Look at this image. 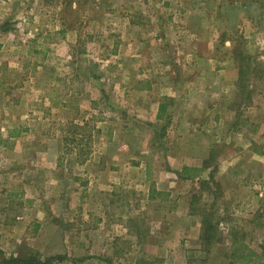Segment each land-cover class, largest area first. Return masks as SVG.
Listing matches in <instances>:
<instances>
[{
    "label": "rangeland",
    "instance_id": "1",
    "mask_svg": "<svg viewBox=\"0 0 264 264\" xmlns=\"http://www.w3.org/2000/svg\"><path fill=\"white\" fill-rule=\"evenodd\" d=\"M142 1L0 0V88L14 86L6 100L0 92V136L9 131L12 138L0 139V151L6 149L0 152V183L23 176L25 170L31 198L27 200L40 205L46 200L50 216L42 228L21 237L12 249L0 237V248L5 250L0 249V261L14 253H36L42 259L55 258L51 264H229L226 256L238 240L264 259V0H191L187 5L196 8L189 14L190 28L177 29L176 23L173 32L168 31L171 38L181 31V37L207 40L194 44L206 60H188L208 73L199 85H206L207 101L195 116L199 142L211 146L197 188L184 189L191 199L193 219L182 211L167 214L173 204L166 192L160 205L146 204L151 189L147 174L127 173L128 185L120 198L142 202L133 209L122 205L114 214L115 218L119 212L128 218L134 214L133 220L126 219L127 236L118 235L115 242L107 237L101 219L105 191L90 186L88 190L86 185L100 175L104 160L109 163L103 156L109 131L122 127L115 118L130 120L131 137L125 142L132 150L147 142L152 129L119 108L117 92L103 89L107 81L117 90L123 86L121 52L127 20L143 27L142 38L160 33L153 23L159 13L150 7L152 0ZM187 46L180 48L188 52ZM156 49L154 53L166 51L162 45ZM178 50L177 45L168 46L170 53ZM162 60L158 63L162 67L166 63L174 72L170 84L189 80L183 73L185 60ZM93 80L96 100L89 93ZM7 102L12 103L11 109L3 106ZM29 115L44 118L45 129L42 123H31ZM102 121L106 124L99 127ZM43 131L49 137L46 141L17 139L21 133L37 136ZM41 154L48 166L56 165L47 175L46 188L45 174L39 172ZM93 154L100 161L88 164ZM143 177L145 187L139 189ZM185 186L179 184V190L183 192ZM203 219L215 236L205 250L195 233ZM111 242L115 244L109 248Z\"/></svg>",
    "mask_w": 264,
    "mask_h": 264
},
{
    "label": "crops",
    "instance_id": "2",
    "mask_svg": "<svg viewBox=\"0 0 264 264\" xmlns=\"http://www.w3.org/2000/svg\"><path fill=\"white\" fill-rule=\"evenodd\" d=\"M188 1L191 2V0L151 1L150 7L156 8L159 13L153 22L160 31L159 35L155 37L142 38V34H145L143 27L138 22L127 20L125 23L126 38L122 40L124 51L121 52V55L124 57L123 62L125 67L120 71V82L123 86L120 90H117V85L114 86L112 81H107L103 84V89L108 88L111 90L112 88L113 93H118V106L120 109H123L126 115H129L130 119L148 128H152L147 142L143 146H137V150H132L130 145L125 142L131 137V129L127 127L130 120L128 118H125L126 120L115 118L114 122L120 121L119 126L122 127L115 131H109L110 136L107 139L108 143L105 145L103 152L104 159L107 157L109 163L104 160V164L100 167V175L94 177L86 185L88 190L90 186V190L103 189L105 191L102 199L103 217L101 219L103 224L106 225L108 230L107 237H109L110 241L115 242L118 235L120 239L126 237L128 234L125 227L126 219H134V214L131 213L128 218L126 213L123 212H119L117 218H115L114 214L117 212V209L122 205L133 209L142 202V200L140 202L139 198L134 199V201L122 200L120 198V193L128 185L125 181L127 173L139 172L144 175L147 174L151 189L147 191L145 197L146 204L160 205L162 203L160 197L165 195L164 192H166L173 204L167 214L182 211L185 212V215L190 220L193 219V213L190 210L191 199L184 189L187 188L189 191L191 187L197 188L202 175L206 172L205 163L211 152V146L209 144L206 146L199 142L201 139V135L197 132L199 129L197 121L199 120L195 116L198 114V109L203 108L207 101L206 85H199L201 79L207 76L208 73L200 66L195 67L188 62L196 61L199 63L206 60L207 55L202 51L196 50L194 44L198 41H202L199 43H206L207 40L200 37H194V40L190 37H181V31L176 32L178 35L171 38L168 32L169 30L173 32L176 23L178 24L176 26L177 29L186 30L190 28V18L192 17L189 14L196 7L192 4L187 5ZM149 2V0L142 1L144 4ZM135 8L139 9L138 6ZM142 8L146 7L142 5ZM142 8L140 10L143 12ZM127 12L129 13V11ZM157 45L164 46L166 51L154 53L152 49L157 51ZM172 45L179 47L177 53H170L168 51V46L172 47ZM186 45L189 46L187 48L188 52H184V49L180 48ZM151 46L153 47L152 49ZM177 58L178 61L185 60L188 63L187 67L184 66L183 73L189 80L183 82L181 85L173 86L169 81L174 72H170L171 70L166 67V63L165 67H162L158 61L163 59L162 61L164 62H170L177 60ZM132 63H135L133 67ZM2 69L0 68V71ZM218 73L220 72L217 71L216 75ZM95 83L96 81L93 80L89 88V93L93 95L92 100H96V89L94 87L97 85ZM13 88L14 86H9V84L1 86L0 92L3 93V99H7L6 93H10ZM3 106L11 109L12 103L7 102ZM161 108L163 109L162 112L160 111ZM29 112L31 111L29 110ZM131 114L134 116H130ZM29 119L33 121L31 123H42L43 130L46 127L45 125H47V121L44 118H36L33 115H29ZM105 124L106 121H102L101 124L99 123V127ZM99 127L97 126V128ZM23 136L27 137V139L38 137L44 141L49 138L47 132L43 131L39 132L37 136L30 133L25 135L21 133L17 139H22L24 138ZM0 139L4 142L12 140L9 131L6 135L0 136ZM3 150L6 149H1V151ZM13 152L16 154L23 153L18 150H13ZM44 152L43 150V155L45 154ZM99 156L101 157V155ZM42 157V154L39 155L42 161V164L39 165V172L45 174L43 185L46 188L48 185L47 175L51 170L56 168V165L48 166L47 158ZM99 159L93 154L87 162L88 164L92 162L94 165ZM3 162L7 165L10 164V160L8 159H4ZM20 167L18 166L19 169ZM183 167L195 168L201 171L194 179L182 178L181 171ZM21 172L23 176L18 174L15 177H9V175L5 174L6 177H9L7 178V182L3 180L0 183V237L5 238L6 246H11V249L19 243L21 237L29 235L36 227L42 228L43 221H47L50 217L47 214L49 203L46 200H43L42 206L32 202V200H27L31 199L27 191L29 185L26 186V171L22 170ZM20 179L22 182L19 181ZM133 182L136 183L137 181L133 180ZM179 184L187 185L183 188V192L179 190ZM143 186L145 187V177H143L139 189H142ZM9 187L21 188L23 190L15 192L11 191ZM178 191H180V194ZM92 201L96 200L93 199ZM37 206L39 207L38 209L35 208ZM33 221H37L38 224L34 225ZM31 225L35 227L31 228ZM195 225L197 226V224ZM109 226L110 229L108 228ZM114 226L117 227L113 230ZM117 229L119 230L118 234L114 232ZM195 233L199 240L201 233L199 226L195 230ZM149 234L151 236L155 235L152 232H149ZM199 242L198 245L200 246ZM114 244L111 242L108 247L111 248ZM178 244H181V241H178ZM0 249L4 250L3 248ZM159 250L157 248L158 252ZM18 255L19 253H14L9 257H16Z\"/></svg>",
    "mask_w": 264,
    "mask_h": 264
},
{
    "label": "trees",
    "instance_id": "3",
    "mask_svg": "<svg viewBox=\"0 0 264 264\" xmlns=\"http://www.w3.org/2000/svg\"><path fill=\"white\" fill-rule=\"evenodd\" d=\"M3 29L5 31L7 28L4 26ZM160 111L162 112L163 109L161 108ZM98 131V130H97ZM67 143L68 140H64ZM89 158L87 155L86 159ZM205 168V167H203ZM201 170L189 167H183L181 171L182 178H190L194 179L196 176L199 175ZM201 233L199 237L200 246L207 248V246L212 244V240L215 239L213 233V227L210 225L208 220H201ZM202 248V249H203ZM23 252V251H21ZM226 258L229 261V264H264L263 256L258 254L256 251L252 250L242 241L234 242V246L231 247L229 250ZM55 258H46L42 259L36 253H28L26 256L19 253L16 257H9V258H2L0 264H51Z\"/></svg>",
    "mask_w": 264,
    "mask_h": 264
}]
</instances>
